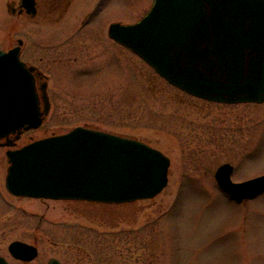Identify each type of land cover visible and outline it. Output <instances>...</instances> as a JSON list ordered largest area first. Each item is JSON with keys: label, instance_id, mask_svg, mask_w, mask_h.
<instances>
[{"label": "rangeland", "instance_id": "obj_1", "mask_svg": "<svg viewBox=\"0 0 264 264\" xmlns=\"http://www.w3.org/2000/svg\"><path fill=\"white\" fill-rule=\"evenodd\" d=\"M151 1L113 0L111 19L133 22ZM10 2L0 0L4 49L16 43L17 35L28 38L33 28L8 11ZM125 58L128 67L116 68L111 82L98 87L86 77L90 82L79 84L83 91L75 97L65 90L70 86L60 73L59 93L54 87L52 107L41 125L23 131L12 148L89 122L166 154V186L153 198L117 205L17 197L4 185L6 146L0 145V255L19 262L7 245L21 240L38 249L25 264L50 257L62 264H264V192L236 203L214 178L224 162L233 165L234 181L264 172V102L202 100L167 83L139 56ZM108 91L114 93L109 102L87 100L90 92Z\"/></svg>", "mask_w": 264, "mask_h": 264}, {"label": "water", "instance_id": "obj_2", "mask_svg": "<svg viewBox=\"0 0 264 264\" xmlns=\"http://www.w3.org/2000/svg\"><path fill=\"white\" fill-rule=\"evenodd\" d=\"M27 10L31 7L24 1ZM7 9L14 11L7 4ZM108 33L130 48L171 85L221 103L264 102V0H153L138 21L111 22ZM19 44L0 50V140L6 190L18 197L106 203L152 198L167 184L169 157L134 137L85 126L12 148L25 130L39 127L42 105L32 68L19 59ZM12 135V137H10ZM233 166L214 172L219 188L236 202L264 191V173L235 182ZM10 255L28 262L35 245L12 240ZM0 264L10 263L0 255ZM62 264L56 257L46 263Z\"/></svg>", "mask_w": 264, "mask_h": 264}, {"label": "flooded vegetation", "instance_id": "obj_3", "mask_svg": "<svg viewBox=\"0 0 264 264\" xmlns=\"http://www.w3.org/2000/svg\"><path fill=\"white\" fill-rule=\"evenodd\" d=\"M24 1L12 0L9 4L14 11L13 15L19 19L20 23L24 20L28 21L33 25V28L30 30L28 38L17 35L15 44L6 49L0 48V50L8 51L18 45L20 41L19 59L26 66L32 68L40 105H42L41 86L45 85L50 105L49 110L52 107L53 90L54 87L56 89L58 87L56 82L60 73L64 74L65 84L70 86L65 90L71 92L75 97L82 94L83 91L79 88V84L90 82L89 79L86 81V77L91 78L94 84L99 87L98 84L101 81L111 82V77L116 74V68L121 70L122 64L128 67L125 56L128 53L134 54V52L117 42L108 33L109 24L118 21L111 19L110 8L113 0H27V4L31 7L30 10H27L24 6ZM19 30L20 28L18 32ZM74 85L77 87L76 90L71 89L75 88L71 87ZM55 92L59 93V90L57 89ZM93 92L86 95L90 103L109 102L111 97L114 96L111 91L104 94ZM90 124L84 122L77 126L95 128ZM72 201L94 202L86 200ZM97 203L117 205L127 202ZM84 257L86 258V256ZM128 258L129 255H126V260ZM77 264H98V262L95 260L88 262L81 260Z\"/></svg>", "mask_w": 264, "mask_h": 264}, {"label": "trees", "instance_id": "obj_4", "mask_svg": "<svg viewBox=\"0 0 264 264\" xmlns=\"http://www.w3.org/2000/svg\"><path fill=\"white\" fill-rule=\"evenodd\" d=\"M123 231V230H122ZM119 232H121V231H119ZM118 233V232H117ZM123 233V232H122ZM82 254V253H81Z\"/></svg>", "mask_w": 264, "mask_h": 264}]
</instances>
